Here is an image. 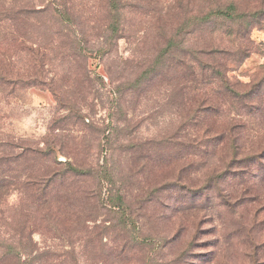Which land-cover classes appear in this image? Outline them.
I'll use <instances>...</instances> for the list:
<instances>
[{"label": "rangeland", "instance_id": "obj_1", "mask_svg": "<svg viewBox=\"0 0 264 264\" xmlns=\"http://www.w3.org/2000/svg\"><path fill=\"white\" fill-rule=\"evenodd\" d=\"M3 4H52L70 20L0 18V37L13 29L19 44L0 39V58L26 75L43 55L42 85L0 87L1 145L51 146L57 162L95 172L74 177L60 224L30 232L42 264H264V0ZM190 57L239 92L216 116L183 77ZM18 201L5 204L13 230Z\"/></svg>", "mask_w": 264, "mask_h": 264}, {"label": "trees", "instance_id": "obj_2", "mask_svg": "<svg viewBox=\"0 0 264 264\" xmlns=\"http://www.w3.org/2000/svg\"><path fill=\"white\" fill-rule=\"evenodd\" d=\"M112 9V6L109 4ZM67 11L58 9L56 6L49 4L40 9H34L22 5V7L10 6L7 9L4 4L0 8V18H12V27L15 28L22 21H26L32 14H48L55 19L56 23L67 24ZM10 14L11 17H7ZM2 21V18H1ZM17 31V30H16ZM241 38L243 36L241 35ZM3 42L8 44L14 43L16 45L17 37L15 31H9L0 37ZM77 42L74 38L73 44ZM21 45L24 42H20ZM16 46H19L16 45ZM78 46V44H77ZM239 56L236 62H242L247 55L238 49L233 55ZM189 61L181 63L184 69L183 77L192 76V82L198 86H202L203 92L200 94L204 96L206 102V112L214 116L221 113V107L225 105L222 101L226 100L227 94L239 93L235 91L224 73L216 69L215 65L201 64L199 57L192 58ZM43 55L37 56L35 63L31 70L26 75L18 73L8 60L0 58V87L3 84L11 85L9 95L15 93V88H28L43 84V76L41 70V61ZM219 77V84L217 88L210 89L213 81L212 75ZM207 76V78H206ZM199 77L202 79L198 81ZM206 78V79H205ZM198 81V82H197ZM198 83V84H196ZM200 83V84H199ZM1 92V91H0ZM198 94V95H199ZM57 96V94L54 93ZM197 95H194L196 99ZM236 96V97H241ZM244 106V105H243ZM230 133L232 130L229 126H225L222 136L219 135L218 141L223 142L225 133ZM25 142V143H22ZM27 141L10 142L7 148L5 145L0 147V225L4 229H0V264H42L43 253L36 252L34 242L31 234L36 228H49L50 224H60L61 220L58 218L60 214V205L62 197L67 195V190L76 186V182L72 180L74 177L93 175L95 172L93 168L82 169L79 165L71 162L59 163L53 157L56 150L51 146L38 147L27 144ZM218 144V143H217ZM254 158V156H245L241 159L239 157H232L231 162H247ZM16 192L18 195V208H20V219L23 220V225L16 230L11 229L10 224L6 223L4 216L7 209H5L6 199L12 193ZM15 222V221H14ZM14 235H9L5 238L6 229H9ZM24 232H27V238L23 237ZM29 233V235H28ZM18 235V237H16Z\"/></svg>", "mask_w": 264, "mask_h": 264}]
</instances>
